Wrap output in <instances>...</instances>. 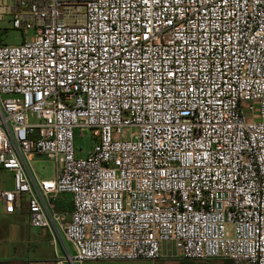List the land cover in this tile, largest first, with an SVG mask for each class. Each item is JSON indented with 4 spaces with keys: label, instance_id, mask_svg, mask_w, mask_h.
Segmentation results:
<instances>
[{
    "label": "built area",
    "instance_id": "2783aa9c",
    "mask_svg": "<svg viewBox=\"0 0 264 264\" xmlns=\"http://www.w3.org/2000/svg\"><path fill=\"white\" fill-rule=\"evenodd\" d=\"M5 22L0 202L71 245L55 264H264V0H0Z\"/></svg>",
    "mask_w": 264,
    "mask_h": 264
},
{
    "label": "crops",
    "instance_id": "0c3cea01",
    "mask_svg": "<svg viewBox=\"0 0 264 264\" xmlns=\"http://www.w3.org/2000/svg\"><path fill=\"white\" fill-rule=\"evenodd\" d=\"M8 172L0 171V181H4ZM10 187V188H9ZM0 185V189H11ZM69 197L61 196L56 203L58 212L71 211ZM65 244L53 246L51 234L48 230L34 227L22 206L13 214L3 212L0 202V264H55L65 257ZM227 261V260H226ZM193 261L175 256L174 252L168 258H162L152 264H193ZM126 262H84L82 264H117ZM69 264V263H68Z\"/></svg>",
    "mask_w": 264,
    "mask_h": 264
},
{
    "label": "rangeland",
    "instance_id": "374dc122",
    "mask_svg": "<svg viewBox=\"0 0 264 264\" xmlns=\"http://www.w3.org/2000/svg\"><path fill=\"white\" fill-rule=\"evenodd\" d=\"M1 28H6L2 34L3 44L5 45H18L21 43L22 35L19 31L14 30L6 22L0 24ZM31 35V32H30ZM128 133V132H127ZM94 145V139L89 129H79L74 131V148L75 154L79 158H84L92 150ZM31 166L37 176L41 179H51L54 175V163L51 160L44 157H36L32 160ZM12 184V175L7 174L4 181H0L1 186L8 188ZM10 188V187H9ZM67 197V196H65ZM66 250L69 254H73V248L68 242H64ZM158 261V260H157ZM123 264H152L150 260L139 259L135 261H125ZM193 264H232L229 261L223 259L207 260V261H193ZM121 264V263H117Z\"/></svg>",
    "mask_w": 264,
    "mask_h": 264
}]
</instances>
